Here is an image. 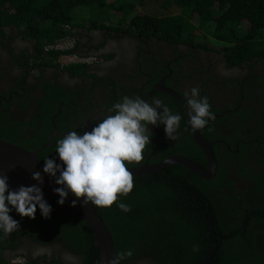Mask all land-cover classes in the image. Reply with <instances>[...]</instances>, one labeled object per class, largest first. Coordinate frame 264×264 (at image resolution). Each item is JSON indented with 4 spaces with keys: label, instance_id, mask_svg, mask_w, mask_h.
Returning <instances> with one entry per match:
<instances>
[{
    "label": "flooded vegetation",
    "instance_id": "flooded-vegetation-1",
    "mask_svg": "<svg viewBox=\"0 0 264 264\" xmlns=\"http://www.w3.org/2000/svg\"><path fill=\"white\" fill-rule=\"evenodd\" d=\"M72 37L75 57L84 59L85 64L60 66L40 58L34 44L22 39L16 28L3 27L0 140L8 139L4 142L41 154L42 159L51 158L56 156V140L69 131H90L94 123L112 114L109 108L122 97L149 101L157 97L182 116L177 139H167L163 125H150L153 135L144 149V159L138 164L126 162L127 167L183 158L210 171L208 159L195 140L198 134L209 144L215 159V172L204 180L212 183L219 169L223 196L234 199L230 195L234 189L236 202L245 201L244 207L238 204L240 209L256 202L264 209V60L229 65L222 52L103 29L79 28ZM192 87L208 98L214 113V119L196 131L188 124L184 97ZM48 124L51 131L47 133ZM227 182L231 186L225 189ZM258 214L264 217V211ZM10 215L19 221V227L6 240L0 233V264H82L78 229L62 215L55 213V218L45 219L39 208L35 219L22 218L14 211ZM255 227L264 230V221ZM254 237L259 239L256 234ZM130 261L160 264L149 256Z\"/></svg>",
    "mask_w": 264,
    "mask_h": 264
},
{
    "label": "trees",
    "instance_id": "trees-1",
    "mask_svg": "<svg viewBox=\"0 0 264 264\" xmlns=\"http://www.w3.org/2000/svg\"><path fill=\"white\" fill-rule=\"evenodd\" d=\"M77 9L78 15L74 12ZM4 26L16 28L22 39L34 44L40 58L54 65H59L60 56L71 52L48 47L74 40L72 34L79 28L194 45L222 52L229 65L264 60V0H0V36ZM50 131L48 124L47 133ZM41 157L37 156L44 164ZM189 157L194 159L192 153ZM220 180L219 169L211 183L173 164L151 174L133 176L132 191L126 196L118 194L116 202L130 205L131 211H121L116 203L109 208L95 206L111 233L116 255L127 249L133 251L121 264H135L130 259L143 256L160 264H201L209 255L205 264H264V230L255 227L264 221L258 214L264 211L261 203L240 209L238 204L244 207L245 201L236 202L234 189L230 193L234 199L223 196ZM230 186L227 182L223 188ZM50 205L48 219L59 213L78 229L82 264H99L98 248L87 226ZM11 235H4L3 240ZM221 238L225 240L218 244ZM194 246L198 251L193 250Z\"/></svg>",
    "mask_w": 264,
    "mask_h": 264
},
{
    "label": "clouds",
    "instance_id": "clouds-1",
    "mask_svg": "<svg viewBox=\"0 0 264 264\" xmlns=\"http://www.w3.org/2000/svg\"><path fill=\"white\" fill-rule=\"evenodd\" d=\"M60 42L65 46L63 51L71 52L59 57L57 62L60 66L85 64L69 61L70 57L77 55L73 52L72 39ZM63 58H67L66 63H60ZM184 97L191 129H204L214 119L208 98L200 96L198 87L186 91ZM108 111L112 114L94 123L90 131H69L56 140V156L43 159V174L58 185L53 189L59 196L58 204L63 205L71 194L76 198L72 200L73 206L83 198L85 206L91 202L98 208L111 207L117 202L118 194L126 196L133 189V172L126 162L138 164L144 159V149L151 143L153 135L149 126L163 125L166 138L176 140L182 120L180 114L174 113L157 97L149 101L138 96H124ZM32 179L37 183L12 189L9 177L0 174V232L4 235L19 227V221L10 215L13 211L22 218L35 219L39 208L42 218L50 217L52 206L45 199L41 187L42 173L34 172ZM116 206L123 212L131 211L130 205L122 201ZM193 250L198 251V246H194ZM132 255L131 249L124 250L117 253L109 264H121Z\"/></svg>",
    "mask_w": 264,
    "mask_h": 264
},
{
    "label": "water",
    "instance_id": "water-1",
    "mask_svg": "<svg viewBox=\"0 0 264 264\" xmlns=\"http://www.w3.org/2000/svg\"><path fill=\"white\" fill-rule=\"evenodd\" d=\"M170 94L173 95L174 93ZM195 140L198 147L208 159L210 171H206L189 159L168 158L155 165H148L145 163L142 167L131 169L133 176L151 174L162 170L166 166L176 164L204 179H210L215 172V159L213 158L209 144L204 142L198 134H195ZM42 168L43 164L37 158L36 152L27 151L26 149L0 140V174L4 173L9 177L10 187L15 189L20 185L30 186L36 184L37 181L32 179V174L40 171L43 176V184L41 187L45 199L49 204L59 207L87 226L98 248L99 264H109L116 256V250L111 233L100 216L96 213L95 206L92 205L91 202L86 206L83 205V198H80L76 205L73 206L72 200L76 198L71 194L63 205L58 204L57 201L59 196L53 192V189L58 187V185H56L54 180L49 176L43 174ZM207 261L208 259L202 264H205Z\"/></svg>",
    "mask_w": 264,
    "mask_h": 264
},
{
    "label": "built area",
    "instance_id": "built-area-1",
    "mask_svg": "<svg viewBox=\"0 0 264 264\" xmlns=\"http://www.w3.org/2000/svg\"><path fill=\"white\" fill-rule=\"evenodd\" d=\"M62 45H64L62 42H58L55 45H53L51 47H48V48H50V50L63 51V50H65V47H63ZM83 60L84 59H78L76 57H70L69 58V61L70 62H73V63H76V62H84ZM90 62H91L90 60H86V63H90Z\"/></svg>",
    "mask_w": 264,
    "mask_h": 264
},
{
    "label": "rangeland",
    "instance_id": "rangeland-1",
    "mask_svg": "<svg viewBox=\"0 0 264 264\" xmlns=\"http://www.w3.org/2000/svg\"><path fill=\"white\" fill-rule=\"evenodd\" d=\"M74 12L77 14L78 12H80V9L74 10ZM74 19H75V24H78L79 23L78 20L76 18H74ZM85 19H86L85 22H88V17H86ZM75 34H77V32ZM62 46L65 47L64 45H62ZM66 60H67V58H63V59H61L60 63H66Z\"/></svg>",
    "mask_w": 264,
    "mask_h": 264
}]
</instances>
